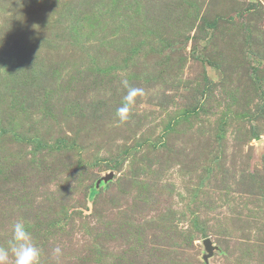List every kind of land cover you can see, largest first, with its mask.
Here are the masks:
<instances>
[{"label": "rangeland", "instance_id": "1", "mask_svg": "<svg viewBox=\"0 0 264 264\" xmlns=\"http://www.w3.org/2000/svg\"><path fill=\"white\" fill-rule=\"evenodd\" d=\"M18 218L40 264H264V0H0Z\"/></svg>", "mask_w": 264, "mask_h": 264}, {"label": "clouds", "instance_id": "2", "mask_svg": "<svg viewBox=\"0 0 264 264\" xmlns=\"http://www.w3.org/2000/svg\"><path fill=\"white\" fill-rule=\"evenodd\" d=\"M122 86L127 89L122 103L116 110L120 122H126L135 104L136 97L144 94L143 89L130 86L127 79L121 80ZM55 257L61 255V249H53ZM42 250L33 243L27 224L23 218H18L11 225V239L7 245H0V264H40Z\"/></svg>", "mask_w": 264, "mask_h": 264}, {"label": "water", "instance_id": "3", "mask_svg": "<svg viewBox=\"0 0 264 264\" xmlns=\"http://www.w3.org/2000/svg\"><path fill=\"white\" fill-rule=\"evenodd\" d=\"M110 175H112V174L110 173ZM102 179L103 180H107V177L102 178ZM99 183H100V181L97 182V185H99ZM203 243H204L206 249L208 250V253L211 254L212 251H213V246H212V244L210 242V239L209 238L204 239ZM205 259H206V257H205Z\"/></svg>", "mask_w": 264, "mask_h": 264}, {"label": "trees", "instance_id": "4", "mask_svg": "<svg viewBox=\"0 0 264 264\" xmlns=\"http://www.w3.org/2000/svg\"><path fill=\"white\" fill-rule=\"evenodd\" d=\"M97 191H98L97 188H93V189H92V193H96Z\"/></svg>", "mask_w": 264, "mask_h": 264}]
</instances>
